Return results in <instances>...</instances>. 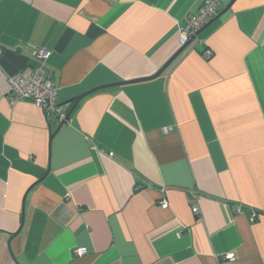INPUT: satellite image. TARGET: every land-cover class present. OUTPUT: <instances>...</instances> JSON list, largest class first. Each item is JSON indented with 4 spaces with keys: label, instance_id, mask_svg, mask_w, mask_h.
<instances>
[{
    "label": "crops",
    "instance_id": "1",
    "mask_svg": "<svg viewBox=\"0 0 264 264\" xmlns=\"http://www.w3.org/2000/svg\"><path fill=\"white\" fill-rule=\"evenodd\" d=\"M205 1L0 0V264H264V0L158 74ZM38 48L58 112L9 97Z\"/></svg>",
    "mask_w": 264,
    "mask_h": 264
},
{
    "label": "built area",
    "instance_id": "2",
    "mask_svg": "<svg viewBox=\"0 0 264 264\" xmlns=\"http://www.w3.org/2000/svg\"><path fill=\"white\" fill-rule=\"evenodd\" d=\"M219 11V0H206L203 6L188 21L186 29L181 31L179 37L180 46L185 45L192 35L196 34L210 19L215 17ZM2 49L0 47V55ZM51 52L44 48H38L33 52V57L37 59L36 65H28L17 74L9 78V97L13 103L29 99L36 106L44 109L47 114L58 112V89L47 70L46 63ZM212 53L207 51L205 55L210 56ZM60 120H64L65 115L61 114ZM163 208L168 207L167 199L163 198L159 202ZM193 211L197 212L198 207L193 202ZM86 247L75 249V255L82 256L87 254ZM227 259L234 260V254L229 253Z\"/></svg>",
    "mask_w": 264,
    "mask_h": 264
},
{
    "label": "water",
    "instance_id": "3",
    "mask_svg": "<svg viewBox=\"0 0 264 264\" xmlns=\"http://www.w3.org/2000/svg\"><path fill=\"white\" fill-rule=\"evenodd\" d=\"M234 0L222 11H220L215 17H213L212 19H210L200 30H198L196 32V34L192 35V37L190 38V40L183 46H181V48L177 51V53H175L170 59L169 61L162 67V69H160V71L158 72V74H161L175 59L176 57L181 54V52L191 43V41L193 39H195L196 37H198L201 32H203L208 26H210L213 22H215L219 17H221L233 4ZM85 95H81L79 97H77L70 109V111L66 114L64 120L61 121V123L59 124V126L57 127V129L51 134V139L54 137V135L58 132V130L62 127V125L66 122L67 119H69L71 113L73 112V110L76 108V106L78 105V103L81 101V99L84 97Z\"/></svg>",
    "mask_w": 264,
    "mask_h": 264
}]
</instances>
